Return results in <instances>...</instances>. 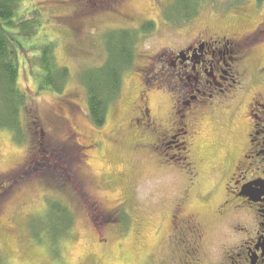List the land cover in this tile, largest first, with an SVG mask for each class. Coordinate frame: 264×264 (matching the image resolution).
Here are the masks:
<instances>
[{"label":"rangeland","instance_id":"rangeland-1","mask_svg":"<svg viewBox=\"0 0 264 264\" xmlns=\"http://www.w3.org/2000/svg\"><path fill=\"white\" fill-rule=\"evenodd\" d=\"M180 3L198 6L188 14L190 7L181 12ZM20 7L25 18L35 15L34 7L41 9L45 22L36 34L54 42L56 61L68 74L61 92L39 91L25 59L31 53L20 56L17 85L28 110L21 114L26 140L18 142L0 128L5 264H170L171 207L184 195L181 217L197 219L207 231L205 264L219 259L238 237L234 226L249 223L242 212L230 211L223 219L217 210L229 198V178L237 173L231 164L239 166L248 139L250 147L251 139L260 142L264 135V124L254 119L264 118V0H23ZM145 22L151 29L137 35L118 96L105 122L96 126L80 75L103 64L109 30ZM205 33L244 38L242 51L234 55L241 56L239 71L224 80L223 92L203 78L207 87L201 88L200 109L185 111L189 123L195 119L192 131L178 134L176 146L165 149L169 145L159 139L151 148L154 131L141 121L135 124L134 108L144 96L165 139L173 135L170 125L184 82L176 79L179 67L169 58ZM34 116L36 123L29 124ZM50 198L67 205L73 217L68 233L56 241L43 230L36 234L47 223Z\"/></svg>","mask_w":264,"mask_h":264},{"label":"flooded vegetation","instance_id":"flooded-vegetation-1","mask_svg":"<svg viewBox=\"0 0 264 264\" xmlns=\"http://www.w3.org/2000/svg\"><path fill=\"white\" fill-rule=\"evenodd\" d=\"M205 34L204 36L200 34V37H196L186 46L180 47L169 58L173 67L176 63L178 64L179 69L174 73L176 79L184 82L183 93L176 100V103L180 104V109L177 113L174 111L178 120L176 119L170 125V129L175 131L173 135H169L171 140L168 137L167 140L165 139L167 135L164 128H160L157 121L151 119L150 108L144 96L140 98L142 104H138L134 108L135 112L139 114V117H133L135 124L141 121L154 131L152 138L154 141H150L151 148L160 143L159 139L165 140L164 146L169 145L165 149H168L172 144L176 146L178 134L185 135L188 129L192 131L195 119L193 120L192 117V121L189 123L190 119L185 111L200 109V103H203L200 97L204 96V92L201 91L202 86L205 85L203 78L207 85L220 86L218 91L223 92L227 91L225 84H228L224 83V80L229 76L232 77L233 71L236 73L239 71L241 56L238 58L234 55L242 51V46L245 43L244 38L214 37ZM242 56L245 54L243 53ZM217 77L221 83H218ZM211 96L212 93L207 94L208 98ZM226 103L229 106L232 102L229 100ZM253 104L255 102L251 104V107ZM254 119L260 124H264V118L254 115ZM158 132L160 133L158 134ZM253 133L257 136L261 130H255ZM261 139L260 142H254V139H251L250 147L247 146L248 139L247 153L242 155L243 160H238L239 166L231 164V167L237 169V173L232 174L229 178L230 184L227 188L229 198H226L223 205L217 210L223 219L229 217L230 211L238 214L242 212L249 218V223L234 226L233 229L238 237L232 243L224 246L218 255L219 259L209 260V264H264V149L259 148L264 144V135ZM239 148V150L242 149V144ZM254 157L260 159L249 161ZM185 198L186 195L176 198L171 207L174 233H172L173 241L171 240L173 253H169V257H172L170 264H205L208 259L205 246L207 231L197 219L181 217L180 213Z\"/></svg>","mask_w":264,"mask_h":264},{"label":"trees","instance_id":"trees-1","mask_svg":"<svg viewBox=\"0 0 264 264\" xmlns=\"http://www.w3.org/2000/svg\"><path fill=\"white\" fill-rule=\"evenodd\" d=\"M257 1L259 3L262 0ZM22 3L23 0H0V128L8 129L16 141L23 143L27 133L24 132L25 125L21 114L28 110L25 108V94L17 85L20 56L31 53L26 54L25 59L30 64L31 77L39 91L61 92L68 70L56 61L54 42L48 38L42 40L36 34L42 26L41 23L45 22L40 15L41 9L34 7L32 11L35 15L25 18L22 16L25 11L20 7ZM180 4V8L183 7V10H179L181 12L189 10L190 7L188 14H194L193 10L198 6L196 3L195 7ZM166 18L168 19V14ZM151 24L145 22L139 28L109 30L104 35L106 58L103 64L85 69L80 75L86 91L88 113L96 126H101L105 122L109 104L118 96L121 75L134 56L132 48L137 35L151 29ZM25 42H28V45ZM28 123H36L35 116ZM33 128L35 126L31 127ZM46 208L47 223L42 222L41 227L36 229V234L43 230L52 241H56L68 233L73 217L71 218L67 205L60 200L48 199ZM0 264H5L1 254Z\"/></svg>","mask_w":264,"mask_h":264}]
</instances>
